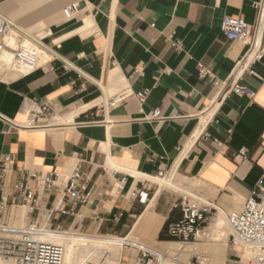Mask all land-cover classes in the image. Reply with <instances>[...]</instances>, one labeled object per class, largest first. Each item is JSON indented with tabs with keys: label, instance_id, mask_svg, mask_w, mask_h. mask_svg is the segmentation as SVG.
I'll return each instance as SVG.
<instances>
[{
	"label": "crops",
	"instance_id": "crops-1",
	"mask_svg": "<svg viewBox=\"0 0 264 264\" xmlns=\"http://www.w3.org/2000/svg\"><path fill=\"white\" fill-rule=\"evenodd\" d=\"M73 1L81 13L67 20L63 8ZM259 1L0 0L23 43L54 52L33 72L0 74V156L31 170L70 174L79 167L94 189L77 220L127 243L134 235L163 248L168 226L182 217L176 191L142 187L134 173L172 171L224 211L241 208L264 172V57L256 74H240L253 96L201 78L198 64L229 80L248 46L229 39L222 21L241 16L254 25ZM261 42L264 50V28ZM145 88L151 92L141 103L135 94ZM125 91L130 95L116 102ZM46 103L53 114L29 125L32 110ZM157 108L162 118L149 120ZM135 186L147 190L146 202L130 195Z\"/></svg>",
	"mask_w": 264,
	"mask_h": 264
},
{
	"label": "built area",
	"instance_id": "built-area-1",
	"mask_svg": "<svg viewBox=\"0 0 264 264\" xmlns=\"http://www.w3.org/2000/svg\"><path fill=\"white\" fill-rule=\"evenodd\" d=\"M257 10V20L249 25L241 16H226L221 24L222 32L229 38L245 43L248 48L239 62L237 69L229 80L222 82L215 78L212 69L198 64L201 78L211 77L215 86H229V91L237 95L253 96L254 91L240 83V74L248 72L256 74L254 65L264 57L261 34L264 28V0L254 4ZM67 20L81 13L78 2H70L63 8ZM14 35L16 46L10 45V36ZM23 31L10 19L0 13V56L6 51L13 52L15 63L23 66L25 73H30L47 63L45 57L53 56L54 52L40 42L35 47L23 45ZM181 48V42H172ZM44 58H47L43 61ZM151 92L145 88L135 94L139 102H144ZM130 94L125 91L119 94L117 101H122ZM49 103L38 109H33L28 120L29 125L40 116L52 115ZM161 110L155 109L149 120L160 119ZM245 155L246 150L239 151ZM115 170L120 168L115 167ZM124 175L132 174L121 169ZM141 182L157 184L176 191L179 197L174 203L179 208L182 217L168 226V236L183 244H190L206 239L212 234L214 223L222 213L225 215L230 235L229 245L235 259L228 264H264V172L257 186L251 191L241 208L224 211L200 196L178 186L177 175L168 170H161L156 176L133 174ZM15 176H17L15 178ZM139 176V177H138ZM125 179V178H123ZM158 181V182H157ZM172 184V185H170ZM94 186H89L79 167L70 174L60 171L31 170L16 167L9 154L0 156V264H64L65 247L62 244L47 241L50 232H60L61 221L75 218L82 206L87 205L92 196ZM132 197H139L141 202L148 200L146 189L135 186L131 190ZM24 209L29 217V223L18 225L21 215L18 210ZM54 222L56 225L54 226ZM127 246L139 251L138 264H161L169 255L138 242L126 243ZM249 252L248 258L244 253ZM192 264H206L208 258L203 254L192 257Z\"/></svg>",
	"mask_w": 264,
	"mask_h": 264
},
{
	"label": "rangeland",
	"instance_id": "rangeland-1",
	"mask_svg": "<svg viewBox=\"0 0 264 264\" xmlns=\"http://www.w3.org/2000/svg\"><path fill=\"white\" fill-rule=\"evenodd\" d=\"M12 38H10L11 40ZM16 42L15 40H13ZM12 40L10 42H13ZM25 42H29L36 46L34 41L26 40ZM15 44V43H14ZM158 182V181H157ZM178 186L184 190H188L187 188H184L181 184H178ZM240 207H238L239 209ZM20 211V212H19ZM19 214H26V211L24 209L18 210ZM22 215L19 220H14V222L18 225H26L29 223L27 220L26 222H23ZM61 228L60 231H68L77 235H86V236H104V237H115L119 238V236L108 232L106 228H99V224H92L90 222H84L81 221V218L77 220V218H70L66 222L63 223V221L60 222ZM56 225V222H54V226ZM226 234L220 241L213 240V232L210 235V237L199 240L190 244H183L176 240H170V242H176L173 247L171 246H165L163 248L156 247L152 243L138 239L134 235L129 236V240H132L134 242H141L142 244H146L147 246H150L152 248H155L163 253L168 254L172 258H176L178 260H184L188 264H192V257L195 255H201L203 254L205 257L208 258V261L206 264H228L230 260L235 259V257L231 254L233 251H240V249L235 248L232 249V247L229 245L228 237L230 235V229H225ZM76 244V245H75ZM75 244L71 243L70 247L66 248V260L69 261L72 259V264H138V258L136 256L137 250H134L131 246L127 245H112V244H104L102 246H97L93 243H89L87 241H81L77 240L75 241ZM199 244L201 247H203V251L193 254L188 259V249L193 246ZM178 245V246H177ZM177 246V247H176ZM189 247V248H188ZM212 247V248H211ZM188 248V249H187ZM181 249H185L184 251ZM175 250V251H174ZM178 250V251H176ZM68 251V252H67ZM214 251L218 252L219 255L215 256ZM122 254V258L120 261H116L119 254ZM127 255H131L130 258L127 257ZM116 258V259H115ZM166 264H174L171 262H166Z\"/></svg>",
	"mask_w": 264,
	"mask_h": 264
},
{
	"label": "bare ground",
	"instance_id": "bare-ground-1",
	"mask_svg": "<svg viewBox=\"0 0 264 264\" xmlns=\"http://www.w3.org/2000/svg\"><path fill=\"white\" fill-rule=\"evenodd\" d=\"M10 38H12L11 39L12 41L13 40L16 41L14 35H11ZM10 38H9V40H10ZM10 45L11 46H16V42H14V41L10 42ZM23 45L28 46V47H35V45H33V44L29 43V42H24ZM45 56H48V55L45 54ZM23 71H24L23 66H21V65H19V64L14 62V60H13V52L12 51L6 50L0 56V74L2 72L3 73L8 72V73H11L12 76H17ZM100 84L104 87V89H109V87L107 86L106 83H100ZM112 89L113 90H111L110 94H112L118 88H112ZM170 185H172V184H170ZM20 215H22L23 222H26L28 220L27 219V213L26 214L24 213V215L23 214H20ZM80 218H81V216L78 217V219H80ZM228 228H229V226H228V223H227L225 215L220 213L219 217L216 219V221L214 223V227H213V230H212L214 235H213L212 239L217 241V242L220 241L224 237V235L226 234V231H224V230L225 229L227 230ZM45 239L47 241H50V242L62 244L63 246L65 245L67 248L70 247L71 243L75 244V241H77V240L87 241V242L93 243V244H95L97 246H102L104 244H112V245L121 246V245H126V243L128 242V240L126 238H115V237L111 238V237H104V236L77 235V234H74V233H71V232H68V231H65V232L60 231V232H56V233L50 232V234L48 236H46ZM161 244H163L164 246L173 247V245H175L176 242H162ZM178 245H179V242H178ZM179 246H181V245H179ZM181 250H183V249H181ZM176 251H178V250H176ZM187 251H188L187 255H188V259H189L193 254L198 253L200 251L202 252L203 251V247H201L199 244H196V245L191 246ZM214 253H215V256L219 255V253L216 252V251H214ZM249 256H250L249 252L244 253V257L248 258ZM121 258H122V254L120 253L118 255V258H117L116 261H120ZM65 260H66V248H65ZM65 260H64V264H72L71 263L72 259H70L69 261H65ZM168 261L171 262V263H174V264H188L184 260H178V259L172 258L170 256L166 260H164L161 264H166V262H168Z\"/></svg>",
	"mask_w": 264,
	"mask_h": 264
},
{
	"label": "trees",
	"instance_id": "trees-1",
	"mask_svg": "<svg viewBox=\"0 0 264 264\" xmlns=\"http://www.w3.org/2000/svg\"><path fill=\"white\" fill-rule=\"evenodd\" d=\"M167 239H171V240H174L173 238H171V237H169V236H168V238H167Z\"/></svg>",
	"mask_w": 264,
	"mask_h": 264
}]
</instances>
